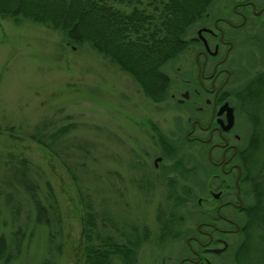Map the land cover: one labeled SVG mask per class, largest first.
Instances as JSON below:
<instances>
[{"label": "rangeland", "instance_id": "rangeland-1", "mask_svg": "<svg viewBox=\"0 0 264 264\" xmlns=\"http://www.w3.org/2000/svg\"><path fill=\"white\" fill-rule=\"evenodd\" d=\"M240 1L217 0L212 12L239 25L242 20L232 9ZM221 26L235 42L232 57L243 64L247 77L264 71V18H252L238 29ZM197 50L163 68L173 85L168 99L158 103L89 44H71L43 24L0 18V183L1 191L12 192L9 201L0 195V236L6 237L11 255L9 263L0 264H83L80 189L110 224L142 236L135 264H179L187 254L185 237L201 219L198 200L209 196L212 184L203 174L186 183L179 170L171 171L176 160H166L156 171L153 159L160 151L150 130L154 124L174 140L187 125L182 113L189 102L178 100L197 81ZM240 124L249 138V122L242 117ZM69 125L67 135L58 134ZM21 160L27 161L47 208L49 194L55 195L62 223L52 231L36 224L28 190L7 183V171ZM184 185L193 188L190 203L182 200ZM171 216L176 217L173 230L185 232L179 238L162 235V221ZM227 261L224 255L215 264Z\"/></svg>", "mask_w": 264, "mask_h": 264}, {"label": "trees", "instance_id": "trees-1", "mask_svg": "<svg viewBox=\"0 0 264 264\" xmlns=\"http://www.w3.org/2000/svg\"><path fill=\"white\" fill-rule=\"evenodd\" d=\"M217 0H0V18L28 20L62 32L71 44H89L93 50L130 75L143 93L155 102L166 101L173 79L163 68L192 50L200 48L195 27L205 25ZM198 36V35H197ZM238 104L251 126L249 138L250 176L257 202L252 216L249 243L235 253L234 264H264V71L258 72L238 93ZM70 132V125L59 135ZM37 140L36 137H33ZM170 157L173 152L167 153ZM181 160L176 167L180 169ZM1 170V156H0ZM28 163L21 160L7 171V183L26 188L36 209V224L53 230L62 223L55 195L48 208L39 198L28 175ZM70 173V168L69 171ZM18 184V185H19ZM174 184L172 181L169 183ZM13 185V184H12ZM19 185V186H20ZM84 208L82 218L83 264H135L142 236L116 228L94 208L91 197L79 190ZM9 201L12 192L1 191ZM179 198L178 201H180ZM184 202L185 200L182 199ZM177 201V202H178ZM177 204V203H176ZM176 217L162 221L163 236L179 238L185 232L173 230ZM110 229V230H108ZM52 235V234H50ZM11 255L4 234L0 236V262Z\"/></svg>", "mask_w": 264, "mask_h": 264}, {"label": "flooded vegetation", "instance_id": "flooded-vegetation-1", "mask_svg": "<svg viewBox=\"0 0 264 264\" xmlns=\"http://www.w3.org/2000/svg\"><path fill=\"white\" fill-rule=\"evenodd\" d=\"M259 2L261 4L257 0H241L233 7L232 13L242 20L239 25L224 15L214 19L208 16L206 24L197 32L200 41L196 56L197 81L189 88L191 91L185 92L189 97L184 98V93L183 99L178 100L180 104L189 102L182 113L187 118V125L174 140L151 125L150 131L160 151L153 159L156 171L166 160H176L171 171L179 170L183 181L187 183L193 177L196 180L203 174L212 184L207 191L210 197L198 200L201 219L195 231L185 237L187 254L179 264H215L224 255L228 256V261L221 264H234L235 253L249 243L253 234L251 225L257 197L250 176V137L243 136L240 124L242 117L248 120L238 104L237 95L258 73L247 77L243 64L232 57L235 42L221 25L238 29L243 23H250L252 18L263 19L264 0ZM222 49H225L224 53ZM225 105L232 108L234 116V124L229 130H226L229 110H222ZM187 147L193 151H186ZM169 152H173L172 157L167 154ZM198 157L204 160L200 162ZM179 159L182 162L180 169L176 167ZM158 179H161L160 174ZM183 187L185 203H190L193 188L191 185L188 189L186 185Z\"/></svg>", "mask_w": 264, "mask_h": 264}, {"label": "water", "instance_id": "water-1", "mask_svg": "<svg viewBox=\"0 0 264 264\" xmlns=\"http://www.w3.org/2000/svg\"><path fill=\"white\" fill-rule=\"evenodd\" d=\"M243 25H244V23L242 25H240V27L243 26ZM201 34H202V30L199 31V35H201ZM204 41H205V43H207L206 40H204ZM188 97H189V93L187 92V93H185L184 98H188ZM224 109H228L229 110V124L226 127V130H229V129L232 128V126L234 124V116H233V113H232L233 110H232V108H229L228 105H225L222 110H224Z\"/></svg>", "mask_w": 264, "mask_h": 264}]
</instances>
